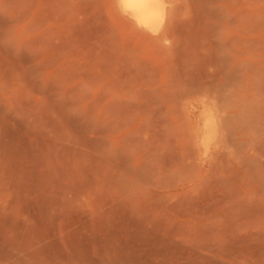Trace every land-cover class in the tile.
I'll return each mask as SVG.
<instances>
[{
  "label": "rangeland",
  "instance_id": "rangeland-1",
  "mask_svg": "<svg viewBox=\"0 0 264 264\" xmlns=\"http://www.w3.org/2000/svg\"><path fill=\"white\" fill-rule=\"evenodd\" d=\"M0 84V264H264V0H0Z\"/></svg>",
  "mask_w": 264,
  "mask_h": 264
},
{
  "label": "bare ground",
  "instance_id": "bare-ground-1",
  "mask_svg": "<svg viewBox=\"0 0 264 264\" xmlns=\"http://www.w3.org/2000/svg\"><path fill=\"white\" fill-rule=\"evenodd\" d=\"M117 3L119 7L129 17H131L135 22H137L138 24L142 25L143 27L147 29L154 30V31L159 30L164 23L165 13H166V0H117ZM7 101L4 104H6ZM10 103H15V101L12 100ZM15 107L13 106V108ZM9 108L8 106L7 108L5 107V111L8 112ZM5 117L7 116L5 115ZM0 119H1V116H0ZM4 120L7 121L8 118H5ZM4 120L3 122L5 123ZM7 122L9 123V120ZM0 125L1 127L4 125L2 121ZM203 127L206 130V132H208L209 135H212L215 131L214 116L209 110H206L204 114ZM1 131L2 130L0 129V136H1Z\"/></svg>",
  "mask_w": 264,
  "mask_h": 264
}]
</instances>
